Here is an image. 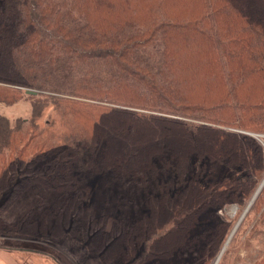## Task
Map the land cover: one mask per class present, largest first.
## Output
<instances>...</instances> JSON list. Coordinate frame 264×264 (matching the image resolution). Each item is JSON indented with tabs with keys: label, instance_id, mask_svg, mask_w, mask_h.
Masks as SVG:
<instances>
[{
	"label": "trees",
	"instance_id": "1",
	"mask_svg": "<svg viewBox=\"0 0 264 264\" xmlns=\"http://www.w3.org/2000/svg\"><path fill=\"white\" fill-rule=\"evenodd\" d=\"M22 101L31 119L0 115V238L42 253L66 236L100 264H213L230 229L219 209L244 205L264 171L250 136L264 134V0H0V104ZM49 102L71 114L63 146L37 123ZM81 172L142 193L143 211L108 228ZM31 185L64 203L5 219ZM253 217L251 233L264 189L238 232Z\"/></svg>",
	"mask_w": 264,
	"mask_h": 264
},
{
	"label": "rangeland",
	"instance_id": "2",
	"mask_svg": "<svg viewBox=\"0 0 264 264\" xmlns=\"http://www.w3.org/2000/svg\"><path fill=\"white\" fill-rule=\"evenodd\" d=\"M62 112L64 111L56 108L54 104L49 102V105L43 110L41 116L37 119V123L43 130L44 138L48 139L50 143H53L55 147L65 145L63 138L69 135L73 129L71 114L67 113L64 115ZM0 115L6 117L11 126H15L16 120L18 119H31L32 106L28 101H22L13 106L0 104ZM251 134L260 136L258 139L255 136L250 135L260 143L264 155V134ZM217 168L219 169L218 174L220 176H237V170L225 168L223 165H218ZM79 176V179L82 182L81 188L83 190L84 199L87 204L95 205L99 212L107 215L108 228L117 222V219L123 217H125L124 219L126 220V223H131V221L143 211V207L139 204V202L142 201L143 194L135 189H118L112 182L107 181L103 175H93L81 172L79 173ZM263 180L264 171L244 205L239 206L232 204L219 209L218 216L223 219H228L230 225L224 243L238 224ZM1 193L0 205L8 197L10 190ZM64 197L65 196L59 191L50 190L39 185H31L12 201L4 213V218L10 222H15L28 210H32L35 213H38L45 208L58 211L65 201ZM256 219L253 217L252 220L247 221L248 223L241 227L239 232L237 230L235 242L227 253L228 257L226 264H254L255 262H259L260 259H264V225H260L254 233H251V228ZM257 231L261 232L258 233ZM3 238L4 237L0 238V247L6 245L29 247L32 245L31 243L26 245L24 243L15 242L9 238ZM46 240L49 244L36 246L39 250H44L42 253H38L40 264L101 263L99 258L89 251L84 242L77 241L76 243H73L71 241L66 243V236L62 240L55 237ZM11 257L15 256H10L3 251L0 252V261H5Z\"/></svg>",
	"mask_w": 264,
	"mask_h": 264
},
{
	"label": "crops",
	"instance_id": "3",
	"mask_svg": "<svg viewBox=\"0 0 264 264\" xmlns=\"http://www.w3.org/2000/svg\"><path fill=\"white\" fill-rule=\"evenodd\" d=\"M9 246H15L16 248H12ZM1 251L15 257H11L9 259H6L5 261L1 260L0 262L3 263L0 264H40L38 253L22 250L21 248H19V245H8L5 247H0V252Z\"/></svg>",
	"mask_w": 264,
	"mask_h": 264
},
{
	"label": "water",
	"instance_id": "4",
	"mask_svg": "<svg viewBox=\"0 0 264 264\" xmlns=\"http://www.w3.org/2000/svg\"><path fill=\"white\" fill-rule=\"evenodd\" d=\"M28 94H35L32 91H27ZM261 186L258 187L255 195L253 196V198L251 199V202L249 203L246 211L244 212V214L242 215V217L240 218L238 224L235 226V228L233 229L229 239L227 240L226 244L224 245L222 251L220 252V254L218 255V257L215 259L213 264H218L220 262V259L222 257V255L224 254V252L226 251V249L228 248V245L230 243V241L232 240V238L234 237V235L236 234L237 230L239 229V227L241 226V224L243 223L244 219L246 218L247 214L250 212L252 206L254 205V203L256 202V200L258 199V197L260 196L261 192L264 189V180L262 182V184H260Z\"/></svg>",
	"mask_w": 264,
	"mask_h": 264
},
{
	"label": "built area",
	"instance_id": "5",
	"mask_svg": "<svg viewBox=\"0 0 264 264\" xmlns=\"http://www.w3.org/2000/svg\"><path fill=\"white\" fill-rule=\"evenodd\" d=\"M251 135H252V134H251ZM252 136H255V137L258 138V139H259V137H260L259 135H252Z\"/></svg>",
	"mask_w": 264,
	"mask_h": 264
},
{
	"label": "bare ground",
	"instance_id": "6",
	"mask_svg": "<svg viewBox=\"0 0 264 264\" xmlns=\"http://www.w3.org/2000/svg\"><path fill=\"white\" fill-rule=\"evenodd\" d=\"M263 182V181H262ZM262 184V183H261ZM261 186V185H260Z\"/></svg>",
	"mask_w": 264,
	"mask_h": 264
}]
</instances>
